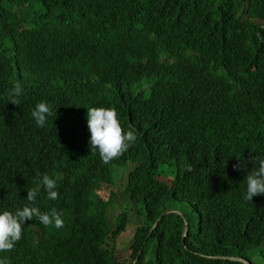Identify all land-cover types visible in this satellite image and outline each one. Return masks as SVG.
<instances>
[{
    "label": "trees",
    "instance_id": "trees-1",
    "mask_svg": "<svg viewBox=\"0 0 264 264\" xmlns=\"http://www.w3.org/2000/svg\"><path fill=\"white\" fill-rule=\"evenodd\" d=\"M17 82L18 106L8 95ZM41 101L52 109L44 127L31 116ZM89 107H114L135 130L108 163L91 150ZM254 157L264 158V0H0V210L22 208L40 187L36 206L64 220L60 229L26 221L0 258L119 264L104 245L128 212L113 232L106 211L115 170L131 165L125 194L144 214L133 260L240 264L209 257L247 260L264 245V194L244 199ZM45 173L55 200L38 184ZM99 186L113 189L107 199ZM168 204L188 211L194 235L184 213L152 230Z\"/></svg>",
    "mask_w": 264,
    "mask_h": 264
},
{
    "label": "clouds",
    "instance_id": "clouds-1",
    "mask_svg": "<svg viewBox=\"0 0 264 264\" xmlns=\"http://www.w3.org/2000/svg\"><path fill=\"white\" fill-rule=\"evenodd\" d=\"M23 94V86L20 82L15 83L9 91V102L19 105V97ZM52 115L51 107L44 101L38 102L31 111L39 127H44L47 118ZM87 127L90 132L89 144L92 152H98L103 162L108 163L126 152L136 141L137 136L134 129L125 131L122 127L114 107H89L87 108ZM251 160H258V168L247 173L246 194L244 199L251 201L254 196L264 194V158L254 157ZM237 171L241 170L240 165H233ZM38 184L47 192L50 200L58 198L57 181L48 174H38ZM40 187L27 190L26 200L29 202L15 212L7 209L0 210V252L11 251L15 244L22 238L23 226L26 221L34 217L43 225H54L60 229L64 227L62 213L55 208L48 212L41 211L36 206V199ZM0 264H11L7 258H0Z\"/></svg>",
    "mask_w": 264,
    "mask_h": 264
},
{
    "label": "rangeland",
    "instance_id": "rangeland-1",
    "mask_svg": "<svg viewBox=\"0 0 264 264\" xmlns=\"http://www.w3.org/2000/svg\"><path fill=\"white\" fill-rule=\"evenodd\" d=\"M142 91V89L140 90ZM147 97V94H145ZM134 170V166H120L114 172L113 178L115 180L114 186V195L112 201V206L106 211L107 223L110 226L112 231H116L118 226L121 225L123 222L121 216L123 212H128V216L126 218L125 223V230L120 233V236L114 240L106 241L104 245L108 249H114V257L119 264H133L135 260H133L132 253V244L133 239L136 234L137 228L141 225L142 218L144 220L143 210L141 208H135L131 206L128 197L125 194V189L128 184V177L130 172ZM161 175L163 181L167 179H171L167 170H161ZM104 189V190H103ZM105 189L108 190V194L105 196L107 199L109 193H112V188L108 187L105 188L103 186H99L96 195L99 198H104ZM95 196V195H94ZM104 199V200H105ZM168 208L170 212H177V213H184L190 220V231L191 234L194 235L196 232V223L193 219L189 216L188 211L183 207H178L174 204H168ZM140 214H139V213ZM142 216V217H141ZM152 250V249H151ZM149 253V252H148ZM247 260H249L252 264H264V245L255 248L253 251L248 252ZM145 260H149V254L146 255Z\"/></svg>",
    "mask_w": 264,
    "mask_h": 264
},
{
    "label": "water",
    "instance_id": "water-1",
    "mask_svg": "<svg viewBox=\"0 0 264 264\" xmlns=\"http://www.w3.org/2000/svg\"><path fill=\"white\" fill-rule=\"evenodd\" d=\"M172 214H178L180 215V213H177V212H167L165 213L158 221L157 223L153 226L152 230L156 228V226L158 225V223L165 217V216H169V215H172ZM184 231H183V234H182V241L185 240V238L187 237L188 235V231H189V227H188V224L186 221H184ZM209 259H213V260H223V261H229V262H234V263H240V264H252L251 262L245 260L244 258H239V257H216V258H210ZM138 258L134 261L133 264H138Z\"/></svg>",
    "mask_w": 264,
    "mask_h": 264
}]
</instances>
